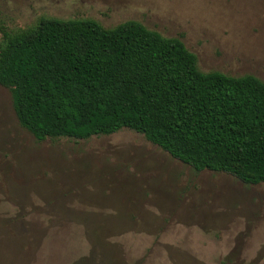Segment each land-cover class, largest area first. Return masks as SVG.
<instances>
[{
    "label": "rangeland",
    "instance_id": "obj_1",
    "mask_svg": "<svg viewBox=\"0 0 264 264\" xmlns=\"http://www.w3.org/2000/svg\"><path fill=\"white\" fill-rule=\"evenodd\" d=\"M42 17L138 20L204 72L264 81V0H0V27ZM0 264H264V183L197 171L130 129L39 141L0 84Z\"/></svg>",
    "mask_w": 264,
    "mask_h": 264
},
{
    "label": "trees",
    "instance_id": "obj_2",
    "mask_svg": "<svg viewBox=\"0 0 264 264\" xmlns=\"http://www.w3.org/2000/svg\"><path fill=\"white\" fill-rule=\"evenodd\" d=\"M0 84L37 140L122 129L197 171L264 183V81L204 72L180 37L138 20L42 17L1 26Z\"/></svg>",
    "mask_w": 264,
    "mask_h": 264
}]
</instances>
